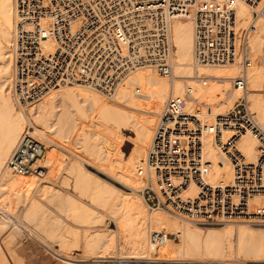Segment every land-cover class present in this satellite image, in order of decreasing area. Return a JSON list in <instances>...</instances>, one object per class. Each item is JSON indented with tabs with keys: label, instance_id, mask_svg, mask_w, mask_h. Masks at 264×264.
<instances>
[{
	"label": "bare ground",
	"instance_id": "bare-ground-1",
	"mask_svg": "<svg viewBox=\"0 0 264 264\" xmlns=\"http://www.w3.org/2000/svg\"><path fill=\"white\" fill-rule=\"evenodd\" d=\"M237 8L240 24L249 26L251 6L238 0ZM172 25L176 48L171 76L148 67L131 74L114 99L75 83L54 88L32 104H22L12 91L15 0H0L1 264L22 263L19 243L25 231L54 248L59 245L55 252L64 258L63 264H97L113 254L122 264L161 258L169 264L264 261V226L244 221L197 225L163 208H151L139 192L144 180L138 165L148 155L169 97L183 96L192 89L187 109H203L205 118L214 121L245 93L233 82L240 73L238 63H195L192 18H175ZM251 45L254 63L248 69L247 95L258 123L264 125V17L256 22ZM200 77H205L206 83ZM31 125L46 143L42 159L45 176L15 173L8 165ZM204 143L205 156L212 161L206 180L212 184L230 181L232 163L212 135H206ZM238 146L248 162L258 160L260 140L255 132L244 133ZM61 148L73 156L66 157ZM84 161L117 176L131 189L108 180ZM63 170L67 174L58 179ZM195 190L193 186L191 191ZM263 200L259 196L253 202L256 205ZM106 216L115 220L117 228H104ZM74 249L81 252L73 254Z\"/></svg>",
	"mask_w": 264,
	"mask_h": 264
},
{
	"label": "built area",
	"instance_id": "built-area-1",
	"mask_svg": "<svg viewBox=\"0 0 264 264\" xmlns=\"http://www.w3.org/2000/svg\"><path fill=\"white\" fill-rule=\"evenodd\" d=\"M245 1L253 10L246 27L240 24L238 0H15L12 91L22 104H32L54 88L80 83L114 99L140 69L150 67L171 76L173 20L192 18L195 63H238L240 73L233 82L245 93L212 122L200 109H187L192 89L169 97L148 155L138 165L144 180L139 192L151 208H163L197 225L244 221L264 226V200L253 202L264 198V125L258 123L247 95L248 69L254 63L251 39L256 22L264 17V0ZM248 131L260 140L256 162H248L238 146ZM208 134L232 163L230 181L212 184L205 178L212 167L205 156ZM40 137L34 126L26 129L8 162L13 172L45 176L46 143Z\"/></svg>",
	"mask_w": 264,
	"mask_h": 264
},
{
	"label": "rangeland",
	"instance_id": "rangeland-1",
	"mask_svg": "<svg viewBox=\"0 0 264 264\" xmlns=\"http://www.w3.org/2000/svg\"><path fill=\"white\" fill-rule=\"evenodd\" d=\"M108 100H110V99H108ZM200 106H202V105H200ZM201 110L203 111V109H201ZM206 119H208V117H206ZM213 119L214 118H209V121L211 122V121H213ZM31 126H33V125H31ZM64 149H66V148H64ZM64 149L61 148V150H63L64 153L66 152L65 153V155H67L66 157H68L69 154H71V156H73L72 152L67 153V149H66V151H64ZM68 151H71V150L68 149ZM64 156H62L63 159L66 158ZM84 164L87 167H89L90 169H92L95 172L99 173L100 175L104 176L108 180L118 184L119 186H121V187H123L125 189H131L128 185H126L122 181H120L117 178V176H115V175H113L111 173L105 172L99 166H97V165H95L93 163L87 162V161H84ZM66 174H67L66 170L61 171L58 179H60V177L62 178ZM62 187L61 188L63 190L66 189L64 191H67V188H65L64 186H62ZM68 190L73 191L72 188H68ZM104 228H107V229L117 228L115 220L113 218H111L110 216H106L105 217V222H104ZM22 238L23 239L19 243V246L21 247V250L19 251L20 256L22 258V263L21 264H63V263H65L64 258L61 255H59V254H57L55 252V251H57L56 249L59 248V245H55L56 248H54L51 245L45 244V243L41 242V240L34 238L27 231H25L23 233ZM72 252H73V254H79L81 251L79 249H74ZM108 254H110V253H108ZM117 257L118 256H115L113 254V256L106 258L108 260L100 261V262H96V263L97 264H122L123 262H120ZM158 260H162V261L166 262V264L170 263L166 259H162L161 258V259H158ZM146 261H140V262L129 261V262H125V263H129V264H132V263L145 264ZM86 264H89V263H86ZM178 264H192V263L182 262V263H178ZM247 264H264V261H248Z\"/></svg>",
	"mask_w": 264,
	"mask_h": 264
},
{
	"label": "crops",
	"instance_id": "crops-1",
	"mask_svg": "<svg viewBox=\"0 0 264 264\" xmlns=\"http://www.w3.org/2000/svg\"><path fill=\"white\" fill-rule=\"evenodd\" d=\"M1 264V263H0Z\"/></svg>",
	"mask_w": 264,
	"mask_h": 264
}]
</instances>
